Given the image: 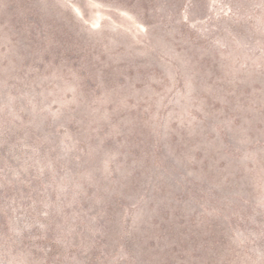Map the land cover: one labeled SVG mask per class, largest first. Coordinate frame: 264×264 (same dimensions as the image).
Here are the masks:
<instances>
[{
    "label": "rangeland",
    "instance_id": "374dc122",
    "mask_svg": "<svg viewBox=\"0 0 264 264\" xmlns=\"http://www.w3.org/2000/svg\"><path fill=\"white\" fill-rule=\"evenodd\" d=\"M0 264H264V0H0Z\"/></svg>",
    "mask_w": 264,
    "mask_h": 264
}]
</instances>
